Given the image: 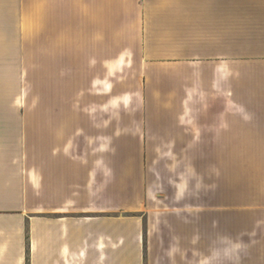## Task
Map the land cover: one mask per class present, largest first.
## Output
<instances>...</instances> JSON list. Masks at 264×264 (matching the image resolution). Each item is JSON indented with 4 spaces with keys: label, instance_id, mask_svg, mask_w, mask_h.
Masks as SVG:
<instances>
[{
    "label": "crops",
    "instance_id": "obj_1",
    "mask_svg": "<svg viewBox=\"0 0 264 264\" xmlns=\"http://www.w3.org/2000/svg\"><path fill=\"white\" fill-rule=\"evenodd\" d=\"M9 22L66 25V43L79 36L98 99L141 105L121 120L142 130L147 151L200 153V178L208 153L211 247L240 249L232 264H264V0H0ZM8 119L0 113V264L134 259L142 229L105 215L116 209H90L88 163L62 150L35 163L31 180ZM127 146L115 161L123 178L134 171L128 150H140ZM124 186L108 189L115 206Z\"/></svg>",
    "mask_w": 264,
    "mask_h": 264
},
{
    "label": "rangeland",
    "instance_id": "obj_2",
    "mask_svg": "<svg viewBox=\"0 0 264 264\" xmlns=\"http://www.w3.org/2000/svg\"><path fill=\"white\" fill-rule=\"evenodd\" d=\"M242 1L235 0V5ZM80 29L74 25L73 31L79 35ZM66 32V25L0 23V113L11 115L3 121L11 138L25 140V170L31 172V180L34 164L50 154L55 157L63 150L75 161L83 158L90 169V209H116L105 215L142 229L143 241L134 259H121L120 264H218L216 259H230L232 264L231 259H241L240 249L220 247L216 252L211 247L208 153H201L200 178V168H194L200 153L147 151L142 130L127 129L121 120V114L141 105L98 99V89L91 86L98 73H89L82 65L80 37L66 43L62 39ZM66 47L72 55L60 54ZM84 61L87 64L88 57ZM51 133L56 137L52 147ZM121 143L140 147L128 150L134 171L125 178L115 167ZM118 180L126 190L115 206L108 189ZM136 180L140 187L130 191L129 183ZM93 191L101 198L96 199ZM136 209L142 212H133ZM113 262L105 259L99 264Z\"/></svg>",
    "mask_w": 264,
    "mask_h": 264
}]
</instances>
